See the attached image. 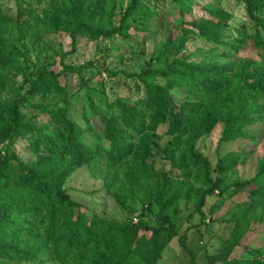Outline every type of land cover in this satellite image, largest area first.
I'll return each mask as SVG.
<instances>
[{"label": "trees", "instance_id": "16d2710c", "mask_svg": "<svg viewBox=\"0 0 264 264\" xmlns=\"http://www.w3.org/2000/svg\"><path fill=\"white\" fill-rule=\"evenodd\" d=\"M168 3L178 6L177 14L161 10ZM193 5L14 0L13 14L0 9V264H156L174 238L189 257L186 264H198L187 232L205 225L207 199L229 188L237 193L251 186L248 202L230 220L225 257L264 229V156L252 178L225 185V174L246 161V152L232 151L212 165L198 147L217 125L219 144L258 139L249 130L264 122V0H212L198 6V14ZM238 10L232 35L223 38ZM46 25L70 39L72 52L79 38L136 42L139 36L153 49L147 59L144 47L138 51L144 59L135 71L95 60L68 65L62 57L57 66L51 56L36 65L13 37ZM193 39L210 45L195 61L184 53ZM89 68L114 83L112 100L102 80L90 84ZM69 76L83 89L84 126L68 115ZM36 98L40 102L32 103ZM95 116L102 141L91 145L83 136L94 134ZM26 136L23 160L15 144ZM82 167L102 178L126 221L106 220L70 195L68 179ZM254 252L244 264H264V240Z\"/></svg>", "mask_w": 264, "mask_h": 264}, {"label": "rangeland", "instance_id": "374dc122", "mask_svg": "<svg viewBox=\"0 0 264 264\" xmlns=\"http://www.w3.org/2000/svg\"><path fill=\"white\" fill-rule=\"evenodd\" d=\"M194 5L192 11L196 14L199 10H196L198 6L204 4H211L212 0H193ZM161 10H166L170 14L174 15L178 12V6L173 4L160 5ZM0 9L7 14H13L14 0H0ZM241 10L234 11L233 19L230 27L225 28L222 32L223 38H228L232 35L234 24L241 18ZM237 25V24H236ZM32 36H26L25 38H18L15 34L13 38L19 39V41L25 43V47L29 50L32 63L36 65H42L47 62L48 56L54 57V61L58 66L59 60L63 59V62L68 65H80L90 60L98 61V65L105 64L110 68L125 69L129 71L138 70L142 64L144 58L138 56V51L144 47L145 59H147L152 52V42L142 43L138 36L137 41L123 42L119 38L100 40L96 43L89 42L84 38H79L76 45L71 50L70 39L64 33H55L49 26L39 27L33 29ZM169 28L166 26L163 28V34H159L158 38L154 42H158L160 37L167 33ZM172 32V31H170ZM36 37H35V36ZM38 36V39H37ZM210 48V45H205L203 42L193 39L187 43V49L184 52L189 55L191 61L200 59L203 54L202 51ZM107 50V52H106ZM143 50V49H142ZM71 52V53H70ZM105 53V56L102 54ZM123 55L122 61L118 62L120 55ZM44 60H46L44 62ZM85 77L91 79V85L102 80L105 84L106 94L109 100H112L116 95V87L114 83H111L107 79L104 72L97 73L94 68H89L85 71ZM69 91L74 93V97L71 100L69 117L74 121L84 126L81 113V96L83 89H80L77 84L76 76H69ZM114 86V88L112 87ZM113 88V90H112ZM128 90L125 88L124 93ZM48 101V98L46 99ZM33 102H40V98H36ZM49 102V101H48ZM25 112L31 111V108L24 110ZM91 125L94 129V134H84L83 141L87 144L94 145L97 142L102 141L100 137V130L102 124L97 116L91 120ZM221 132V125H217L213 132L198 142V147L201 153L208 156L212 165H215L216 160L232 151L234 152H246V161L240 163L236 168L225 174V185H228L234 181H243L250 179L254 176L258 167L259 161L264 156V122L258 124L254 128L249 130L251 135L257 136L258 139L255 143L248 141H237L235 143H218V139ZM25 139L17 141L15 144L16 152L23 158L28 159L29 152L26 149ZM244 160L242 156L240 162ZM66 188L70 195L77 201L84 204L88 209L95 211L99 215L103 216L106 220L113 221L115 223H123L126 221L125 211L119 207L116 201L105 192L103 180L100 176H95V173L89 168L82 167L77 170L69 179L66 184ZM251 186H247L239 190L237 193H233V189L229 188L223 195L219 196L216 193L207 199L204 207L206 213L205 225L197 229L188 230V244L190 248L195 252V262L198 264H234L231 258H236V264H244L245 262L253 261L255 252L262 247L264 240V229L249 233L248 236L242 242L243 248H236L234 253L226 258L224 255V247L226 246V239L232 228L231 218L236 212L239 206L248 202V194ZM257 215L261 212L257 211ZM264 216V215H263ZM198 223V216L193 218L192 224ZM187 225L182 227V232ZM114 228V227H112ZM186 257L180 249L179 243L174 238L170 244L166 247L162 253L161 259L156 264H186L188 262Z\"/></svg>", "mask_w": 264, "mask_h": 264}, {"label": "built area", "instance_id": "2783aa9c", "mask_svg": "<svg viewBox=\"0 0 264 264\" xmlns=\"http://www.w3.org/2000/svg\"><path fill=\"white\" fill-rule=\"evenodd\" d=\"M135 221V220H134Z\"/></svg>", "mask_w": 264, "mask_h": 264}]
</instances>
